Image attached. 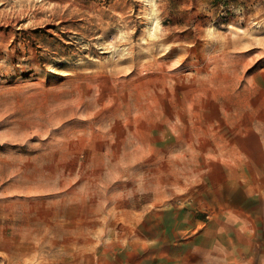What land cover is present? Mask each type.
<instances>
[{
	"label": "rangeland",
	"instance_id": "rangeland-1",
	"mask_svg": "<svg viewBox=\"0 0 264 264\" xmlns=\"http://www.w3.org/2000/svg\"><path fill=\"white\" fill-rule=\"evenodd\" d=\"M0 264H264V0H0Z\"/></svg>",
	"mask_w": 264,
	"mask_h": 264
},
{
	"label": "bare ground",
	"instance_id": "bare-ground-1",
	"mask_svg": "<svg viewBox=\"0 0 264 264\" xmlns=\"http://www.w3.org/2000/svg\"><path fill=\"white\" fill-rule=\"evenodd\" d=\"M148 1V0H147ZM153 5V4H152ZM139 10V9H138ZM145 12V11H144ZM147 12V11H146ZM151 12V11H150ZM155 12V11H154ZM145 15H146V13H145ZM148 15V14H147ZM156 17V16H155ZM155 17H154V20H155ZM152 18V17H151ZM150 18V19H151ZM148 20H149V17H148ZM152 21V20H151ZM153 22V21H152ZM153 36H155V35H153Z\"/></svg>",
	"mask_w": 264,
	"mask_h": 264
}]
</instances>
